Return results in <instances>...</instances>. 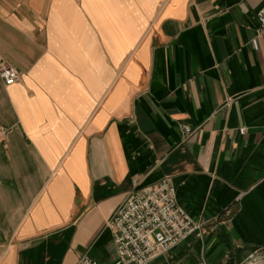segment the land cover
Listing matches in <instances>:
<instances>
[{
	"label": "crops",
	"instance_id": "crops-1",
	"mask_svg": "<svg viewBox=\"0 0 264 264\" xmlns=\"http://www.w3.org/2000/svg\"><path fill=\"white\" fill-rule=\"evenodd\" d=\"M262 5L0 0V264H111L108 221L163 177L201 229L151 264L263 251Z\"/></svg>",
	"mask_w": 264,
	"mask_h": 264
},
{
	"label": "built area",
	"instance_id": "built-area-1",
	"mask_svg": "<svg viewBox=\"0 0 264 264\" xmlns=\"http://www.w3.org/2000/svg\"><path fill=\"white\" fill-rule=\"evenodd\" d=\"M256 19L257 34H264V5L257 10ZM0 78L5 84H12L20 78V72L0 58ZM180 129L190 132L185 124ZM107 226L115 248L111 264H151L201 229V224L177 203L175 189L167 177L132 191L119 204ZM262 263L264 250L249 252L241 264ZM79 264L99 263L84 256Z\"/></svg>",
	"mask_w": 264,
	"mask_h": 264
},
{
	"label": "rangeland",
	"instance_id": "rangeland-1",
	"mask_svg": "<svg viewBox=\"0 0 264 264\" xmlns=\"http://www.w3.org/2000/svg\"><path fill=\"white\" fill-rule=\"evenodd\" d=\"M242 262H243V260L239 264H241Z\"/></svg>",
	"mask_w": 264,
	"mask_h": 264
},
{
	"label": "water",
	"instance_id": "water-1",
	"mask_svg": "<svg viewBox=\"0 0 264 264\" xmlns=\"http://www.w3.org/2000/svg\"><path fill=\"white\" fill-rule=\"evenodd\" d=\"M248 255V254H247Z\"/></svg>",
	"mask_w": 264,
	"mask_h": 264
}]
</instances>
